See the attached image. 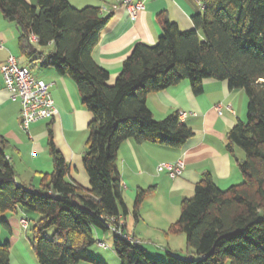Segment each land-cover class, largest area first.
I'll return each instance as SVG.
<instances>
[{
    "label": "trees",
    "instance_id": "trees-1",
    "mask_svg": "<svg viewBox=\"0 0 264 264\" xmlns=\"http://www.w3.org/2000/svg\"><path fill=\"white\" fill-rule=\"evenodd\" d=\"M204 11L183 31L165 13L158 16L157 44H137L114 85L109 72L93 59L109 17L96 7L75 9L68 0H0V12L20 31L19 49L42 67L54 68L76 84L83 106L92 114L83 168L89 187L71 180V165L54 143L48 126L53 171L40 188L19 184L0 134V218L18 208L39 218L31 226V247L38 264H103L89 249L96 231L114 234L113 249L121 264H264V0H203ZM32 38L36 43L32 42ZM54 45L48 57L42 49ZM227 82L245 92L247 119L228 133L227 150L243 151L237 166L243 182L221 190L210 175L181 204L179 220L168 233L181 234L194 253L191 259L167 253L152 260L141 244L113 232L128 213L118 166L128 140L181 149L193 131L173 113L156 121L147 97L182 82L196 96L204 82ZM151 191H138L133 214ZM26 219V218H25ZM28 220V219H27ZM11 245L0 243V264H10Z\"/></svg>",
    "mask_w": 264,
    "mask_h": 264
},
{
    "label": "crops",
    "instance_id": "crops-1",
    "mask_svg": "<svg viewBox=\"0 0 264 264\" xmlns=\"http://www.w3.org/2000/svg\"><path fill=\"white\" fill-rule=\"evenodd\" d=\"M25 1L36 7L39 3V0ZM68 2L79 10L86 7L100 8L103 15L109 17V22L101 31L99 42L93 51L94 61L109 72V85L115 84L125 60L137 44H157L162 36L158 20L161 13H165L172 22L177 23L181 30L188 31L194 29L192 18L204 11L203 0H134L144 3L145 9L139 12L136 18H132L119 0ZM19 37L17 25L7 21L0 12V40L3 43V48H0V134L6 138L9 145L17 144L21 147L22 137L25 136L28 144L33 146L35 137H39L34 134L46 122L39 121L28 131L21 127V104L12 99L2 76V66L13 55L21 67L30 69L36 78L52 85L51 93L58 116L46 124L47 128L52 126L54 143L71 165V180L88 188L89 181L85 171L83 174L76 169V175L73 172V163L76 157L75 148H79V140L88 132L93 116L83 106L73 80L60 76L54 68L42 67V61H34L23 55L19 49ZM32 42L36 43V40L32 39ZM54 49V45H50L42 51L48 57ZM245 96L244 91H231L227 82L215 80H206L204 92L199 96L193 93L187 81L148 95L147 106L156 121H162L176 112H185L187 116L182 123L191 128L194 134L181 149L154 143H138L135 140H128L120 147L118 166L124 201L128 209V213L122 216L120 221L124 233L141 241V246L149 256L163 259L165 255L167 257V253L175 254L179 249L177 247H186L187 258L194 257V253L187 247L185 236L169 234L168 231L179 220L183 200L194 196L196 186L203 176L210 175L221 190L243 182L237 160H243L245 155L239 148H235L233 154L228 152L227 137L239 121L245 122L244 102L248 105ZM217 107H220L221 115ZM17 154L21 155V151L16 148L15 151L10 148L5 151L7 159L13 165L17 182L27 185L28 182L22 180L24 176L17 170L15 161L22 163ZM33 155L34 164L27 174L35 181L33 176L41 178L39 171L44 166L48 167V161L37 160L36 154ZM179 161L184 164V172L176 180L170 179L165 171L158 170L161 164ZM140 190H150L151 193L141 205L138 216H135L133 208ZM22 218L28 219L31 228L39 216L22 208H18L16 213L2 216L0 243L9 242L11 245L10 264H38L31 247V229L24 230L20 226ZM95 238L97 243L89 249V253L103 264H121L113 249L114 234L96 231Z\"/></svg>",
    "mask_w": 264,
    "mask_h": 264
},
{
    "label": "built area",
    "instance_id": "built-area-1",
    "mask_svg": "<svg viewBox=\"0 0 264 264\" xmlns=\"http://www.w3.org/2000/svg\"><path fill=\"white\" fill-rule=\"evenodd\" d=\"M119 3L128 10L132 18H136L138 13L145 9L144 3L134 2V0H119ZM0 48H3L1 40ZM2 76L6 89L12 94V99L18 100L21 104V127L25 131H28L34 123L51 121L58 116V110L51 93L52 85L36 78L30 69L21 67L13 55L2 66ZM217 111L220 115L222 114L220 107H217ZM186 116L187 113L180 112V121L182 122ZM158 170L165 171L170 179L176 180L183 175L184 164L180 161L173 164H161ZM20 226L24 230H28L30 223L27 219L22 218ZM112 230L132 243L141 244V241L124 235L120 228L113 227ZM101 245L106 247L105 244Z\"/></svg>",
    "mask_w": 264,
    "mask_h": 264
},
{
    "label": "rangeland",
    "instance_id": "rangeland-1",
    "mask_svg": "<svg viewBox=\"0 0 264 264\" xmlns=\"http://www.w3.org/2000/svg\"><path fill=\"white\" fill-rule=\"evenodd\" d=\"M246 99H247V97H246ZM243 107L245 109L244 120L246 121V119H247V102H244ZM49 122L50 121H46L44 123V125L42 126V128L41 127L38 128L37 133L34 135L39 136V137L38 138L35 137V139H34L35 143L33 146L28 144L26 137L23 136L21 147H19V145H17V144H13V145L10 144L8 147V148H10V150L15 151V148H16V150L21 151V155L17 154L18 155L17 157L22 161V163L15 161L17 163V170L20 171L21 176H24L22 180H24V181L26 180L25 182H28L27 183L28 186H33L35 188H40L43 177L45 175H50L53 171L52 158L50 156L49 149H48V128L46 125ZM88 134L89 133L87 132L85 134L84 138H81L79 140V143H78L79 148L78 149L75 148L76 157H75V163H73V168H74L73 172L76 175H77V171H75L76 169H78L79 172H82L84 174L83 161H82L84 154L82 155V152H84V153L86 152V143H87V139H88ZM33 153L36 154L37 160H42V161L47 160L48 161V167L44 166V167H42L43 169L41 171H39L41 178H38L37 176H33V177H35V181L32 180V177L31 176L29 177L27 174L28 172H30L31 165L34 164L35 158H34ZM14 160H15V158H14ZM34 175H36V174H34ZM177 248H179V249L177 251H175L176 253L173 255L177 256V257H181V258H187L188 251H187L186 247H184V248L177 247ZM162 252L165 254L164 251H162ZM149 257H151L152 260L157 259V257H154V256H149ZM158 260H164L166 262L168 261L166 255L163 257V259H158Z\"/></svg>",
    "mask_w": 264,
    "mask_h": 264
}]
</instances>
